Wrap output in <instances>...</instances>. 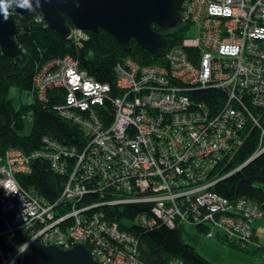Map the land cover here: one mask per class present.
Returning a JSON list of instances; mask_svg holds the SVG:
<instances>
[{"label": "built area", "instance_id": "obj_1", "mask_svg": "<svg viewBox=\"0 0 264 264\" xmlns=\"http://www.w3.org/2000/svg\"><path fill=\"white\" fill-rule=\"evenodd\" d=\"M182 15V24H195L200 33L170 48L164 63L141 65L132 57L116 63L117 87L125 94L114 98L116 120L110 127L100 123L92 107L104 103L109 84L70 55L40 67L35 79L40 98L45 100L49 89H65L66 104L59 113L77 123L88 140L81 150L46 136L44 149L26 153L14 148L0 155L7 231L32 234L16 254H2L1 264H15L35 241L64 249L82 242L102 264H137L140 242L128 228L160 222L218 226L230 240L248 247L262 212L255 213L257 204L251 201L242 213L244 202L217 195L207 178L225 155L239 150L247 137L238 133L245 123L259 126L264 137L255 111L264 108V0H185ZM72 35H81L80 42L88 37L74 26ZM208 88L229 96L213 116L205 104L190 103L192 91ZM41 157L51 160L56 171L70 173L61 198L51 205L16 177L30 172L31 161ZM89 180H96L103 200L79 207L85 193L98 192L82 185ZM65 201L72 205L70 212L55 217L52 207L62 210ZM133 203L148 204L149 212L119 222L102 212L87 214L101 206Z\"/></svg>", "mask_w": 264, "mask_h": 264}, {"label": "trees", "instance_id": "obj_2", "mask_svg": "<svg viewBox=\"0 0 264 264\" xmlns=\"http://www.w3.org/2000/svg\"><path fill=\"white\" fill-rule=\"evenodd\" d=\"M38 17L37 12L20 13L16 16L18 22L16 41L26 55L23 62L16 57L4 54L0 48V155L10 148H17L26 153L44 149L46 146L43 138L46 136L64 146L77 147L81 150L87 143L88 137L84 130L77 123L63 118L59 113V108L66 104L65 89H49L45 100L41 99L38 93V98L35 96L36 75L44 63L57 59L59 56L63 58L70 55L77 58L81 67L98 81L109 84L111 90L107 93L104 103L92 105V107L96 110L100 123L104 127H110L116 120L114 98L116 96L123 97L125 94L117 87L116 63L125 57H132L141 65L160 63L164 53L182 42L187 29L191 26L187 27L181 24L178 29L167 31L154 23V29L164 32L168 39L167 49L161 56H156L143 49L134 38L131 39V49L125 50L119 40L104 29L98 32L85 30L88 37L77 45L69 39H62L57 31L47 25V22L42 21L45 26L37 22L36 18ZM20 19L24 22L20 23ZM67 21L72 25L68 17ZM17 88L28 91L31 101L22 102L23 105L20 104L16 107L12 90ZM228 98L226 92L208 88L192 91L190 103L196 107L205 104L213 116L223 109ZM19 107L24 109L19 110ZM263 109L256 108L255 111L260 125L264 127V112L259 111ZM89 111L90 109L86 112L89 113ZM28 114L33 118V125L30 133L23 134ZM238 133L247 137L233 159L227 161L223 158L220 161L216 170L223 172L222 174L237 169L240 164L253 156L260 146L261 138H263L261 128L250 122L245 123L242 131L239 130ZM31 167L30 172L17 174L16 177L21 186L27 190H34L46 202H57L69 181L70 173L56 171L52 167V161L42 157L33 159ZM86 184H82L86 189L88 187L96 188L98 192L95 195H85L84 199L79 201V207L89 205L92 200V203L97 204L103 200V194L101 189H98L96 180H89ZM212 189L229 199L247 195L257 200H264V152L225 179L219 182L215 181ZM2 200L0 192V264L2 263V254L5 256L16 254L21 245L32 235H27L23 230H16L14 234L7 231L4 221L7 216L4 211L6 204ZM62 204L68 207L66 211L71 210L72 205L69 201ZM57 209H60L59 205ZM93 212H102L107 220L119 222L122 219L133 220L138 214L149 212V205L142 203L139 205L101 206L88 211L87 214ZM188 228L205 234L209 229L207 225L200 223L179 222L174 228H171L166 223L160 222L152 228L134 225L128 230L139 239V254L145 264H170V260L173 258L179 259L180 264H218L208 260L192 243L185 240L184 235ZM227 240L230 241L229 238ZM231 244L239 245L235 241H231ZM15 264L31 263L27 262L24 256H20Z\"/></svg>", "mask_w": 264, "mask_h": 264}, {"label": "water", "instance_id": "obj_3", "mask_svg": "<svg viewBox=\"0 0 264 264\" xmlns=\"http://www.w3.org/2000/svg\"><path fill=\"white\" fill-rule=\"evenodd\" d=\"M184 1L32 0L31 11L14 6L9 10L7 21L0 14V48L4 54L23 62L26 55L16 41L18 23L13 12H37L62 39L70 38L73 26L94 32L104 29L113 34L127 51L131 49V39L134 38L143 49L161 56L167 49L168 39L163 32L155 30L153 24L167 31L181 25ZM23 256L27 262L34 264H102L82 242L64 249L35 241L25 248Z\"/></svg>", "mask_w": 264, "mask_h": 264}, {"label": "rangeland", "instance_id": "obj_4", "mask_svg": "<svg viewBox=\"0 0 264 264\" xmlns=\"http://www.w3.org/2000/svg\"><path fill=\"white\" fill-rule=\"evenodd\" d=\"M14 16L19 15L20 13L18 12H13ZM37 22L42 23L41 19H36ZM24 22L23 20L20 19V23ZM46 23V22H45ZM43 24V23H42ZM44 25V24H43ZM45 26V25H44ZM179 25L171 30L174 29H178ZM80 31L84 32L87 35V32L83 29H80ZM200 33V29L197 27V25L192 24L186 31V36L188 37H194L199 35ZM69 40H71V42L75 41H79L81 40V35H76L73 37V35L70 36ZM18 43V42H17ZM81 43V42H80ZM62 57V56H59ZM161 61L160 63H164L165 60L163 57H161ZM49 89V88H47ZM46 89V90H47ZM17 89H13L12 90V96L14 97V104L16 107H18L22 102L23 103H28L29 101V92L28 91H22ZM37 93L40 95V92L38 90V87L36 86L35 83V96H37ZM17 95V96H15ZM31 96V95H30ZM38 98V96H37ZM23 105V104H21ZM24 108H20L19 110H23ZM260 112H264L263 110H259ZM32 125H33V118L31 116H29L26 120H25V129L22 131L23 134H28L30 133L31 129H32ZM264 139V137H263ZM8 172H10L9 169H7ZM11 173V172H10ZM193 235V236H191ZM184 238L186 241L192 243V245H194L198 251H200L202 253V255H204L208 260L218 263V264H248L245 261L246 255L241 253V250H244L245 247H242L240 245H238L239 247L233 246L229 243V245H221V243L218 241V238H211L207 240L206 234L205 233H197V231L195 229L192 228H188L187 229V233H185ZM229 249V254L227 253L228 249ZM243 248V249H242ZM247 248V247H246ZM248 258V256H247ZM246 258V259H247Z\"/></svg>", "mask_w": 264, "mask_h": 264}, {"label": "bare ground", "instance_id": "obj_5", "mask_svg": "<svg viewBox=\"0 0 264 264\" xmlns=\"http://www.w3.org/2000/svg\"><path fill=\"white\" fill-rule=\"evenodd\" d=\"M17 16V15H16ZM36 19H41L42 21H44V19L41 17V15H39V17L38 18H36ZM27 116H31V115H27ZM262 139L263 138H261V140H260V143H261V141H262ZM11 149H14V148H10V149H7L1 156H3V157H5V155H6V153H7V151H9V150H11ZM34 151V150H33ZM33 151H30V152H28V153H32ZM264 152V141L260 144V146H259V148L257 149V151L254 153V155L253 156H251L247 161H245L243 164H240L239 166H238V168L237 169H233L231 172H228V173H225V174H222L223 172H215L214 174H212V175H209L208 176V178H207V181H211V182H213V184L209 187V189L210 190H212L213 192H215L213 189H212V187L214 186V184H215V181H217V182H219V181H221V180H223V179H225L227 176H229V175H231V174H233L234 172H236L237 170H239V169H241L242 167H244L245 165H247L248 163H250L252 160H254L255 158H257L260 154H262ZM237 152H231V153H229V154H227V155H225L224 156V159L225 160H227V161H230L231 159H233L234 158V156H235V154H236ZM85 175L84 176H87V175H89L88 174V171H86L85 173H84ZM212 177H213V179H212ZM66 186V185H65ZM90 188V187H89ZM64 192V191H63ZM217 195H219V196H221V197H223V198H226V199H228L229 201H231V202H234V201H236V200H238V199H240V200H242L244 203L242 204V206H243V208L241 209V211H242V213H244V209L245 208H247L248 207V204L251 202V201H253V203H256L257 204V209H255V213H258V212H262V214L259 216V217H257L258 219H261V218H263L264 217V201L262 200H257V199H255V198H253V197H250V196H247V195H241V196H238V197H236V198H233V199H229V198H227V197H224V196H222V195H220L219 193H217V192H215ZM63 194V193H62ZM136 194H138V193H136ZM136 194H134V195H136ZM85 195H87V193H85L84 194V196L82 197L83 199H84V197H85ZM42 197V196H41ZM43 199V198H42ZM66 199V198H65ZM44 200V199H43ZM48 205H51V202H46ZM140 203H133V205H139ZM255 206V205H254ZM52 209H53V212H54V214H55V217H57V218H59V217H61V216H63V215H65V214H67V213H69L70 212V210H68V211H66L67 209H68V207H66V208H64V209H62V210H58L57 209V206H53L52 207ZM66 211V212H65ZM217 215V214H216ZM229 215H231V216H236V214H234V213H229ZM169 227H171V226H169ZM175 226H173V227H171V228H174ZM209 232H211V235H209ZM206 237L208 238V239H211V238H215V237H217L218 238V240H221V241H224V242H226V243H230L231 244V241L232 240H227V236L225 235V233H224V231H223V229L222 228H219L218 226H213V225H210L209 226V229H208V231H207V233H206ZM255 237V236H254ZM254 237H253V239H254ZM252 239V240H253ZM135 260H136V263L137 264H145L143 261H142V259H141V257L138 255V253L135 255ZM174 260H176V258H173V259H171L170 260V264L174 261ZM179 264H180V262H179Z\"/></svg>", "mask_w": 264, "mask_h": 264}, {"label": "crops", "instance_id": "obj_6", "mask_svg": "<svg viewBox=\"0 0 264 264\" xmlns=\"http://www.w3.org/2000/svg\"><path fill=\"white\" fill-rule=\"evenodd\" d=\"M253 225H254L255 232H256L255 237L249 243L247 248H244V250H241V253L245 254L246 258L248 256L247 259L245 258V261L248 264H264V217L261 219H255ZM218 241L221 243V245H229L228 243L224 241H221V240H218ZM231 245L239 247L236 244H231ZM227 253L229 254V249Z\"/></svg>", "mask_w": 264, "mask_h": 264}, {"label": "clouds", "instance_id": "obj_7", "mask_svg": "<svg viewBox=\"0 0 264 264\" xmlns=\"http://www.w3.org/2000/svg\"><path fill=\"white\" fill-rule=\"evenodd\" d=\"M14 6L29 11L33 10L32 0H0V14H2L4 21H7L9 19V10ZM5 188H8V186L5 185ZM21 251H23V249H21Z\"/></svg>", "mask_w": 264, "mask_h": 264}, {"label": "flooded vegetation", "instance_id": "obj_8", "mask_svg": "<svg viewBox=\"0 0 264 264\" xmlns=\"http://www.w3.org/2000/svg\"><path fill=\"white\" fill-rule=\"evenodd\" d=\"M182 18H183V15H182ZM164 33V32H163Z\"/></svg>", "mask_w": 264, "mask_h": 264}]
</instances>
